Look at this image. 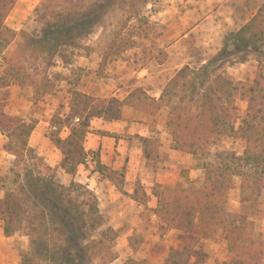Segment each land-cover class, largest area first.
<instances>
[{"label":"trees","instance_id":"obj_1","mask_svg":"<svg viewBox=\"0 0 264 264\" xmlns=\"http://www.w3.org/2000/svg\"><path fill=\"white\" fill-rule=\"evenodd\" d=\"M16 1L0 0V30L4 28L5 19ZM129 1L136 2L54 0L52 8L43 4L41 9H37L42 23L40 38H36L32 44L31 34L25 30L20 31L24 40L5 56L0 87L12 84L31 86L34 89V100H42L46 94L54 91L56 85L47 77L38 79L36 74L29 72L26 67L27 51L34 44L42 51H47L49 57L43 56L47 68L61 48L81 47V40L101 23L114 6L125 9ZM126 27L125 22L104 51L100 73L114 54L128 47L121 37ZM233 36L238 42L264 44V4L259 6L254 16L234 32ZM222 55L223 51H219L213 61L220 60ZM207 68V64L199 70L189 65L183 66L168 81L159 99L151 97L141 87L134 89L123 100L117 97H95L70 89V112L65 116L56 114L52 119L55 129L50 133V138L61 151L59 164L54 168L42 159L32 161L26 167L27 180L21 181V174L15 172L11 186L0 198L4 235L12 237L24 229L30 238L29 249L22 253L19 264H94L95 258L99 256L104 264H109L117 258V253L110 249L106 252L107 257L104 251L99 255L92 252L97 246L93 234L104 227L105 218L96 193L86 184L76 181L75 176L79 168L87 164L88 156L92 153L91 161L95 171L103 179L112 182L118 191L136 202H148L149 196L140 181L133 193H128L124 189V170L105 165L99 151L89 153L84 145L90 118L123 119L125 107L149 114L169 107L171 146L174 150L194 157L206 155L208 143L217 136H240L245 141L241 155L225 151L217 154L215 162H199L204 178L200 189L179 184L173 190H154V196L158 200L154 209L157 217L166 227L182 231L186 235L183 246L171 249L164 264L191 263L200 241V236L195 233L197 220L203 227L221 230L228 249L224 264L264 263V236L256 235L253 221L247 215L227 209V196L234 186L235 177L241 179L243 188L249 189L256 199L264 201V64L262 60L259 61L254 76L245 80H235L221 69L210 72ZM200 74L202 79L198 80ZM191 75L195 77L189 94L192 97L196 94L201 96L197 108L185 96L176 92L174 98H167L168 93L176 89L187 91L184 82ZM237 100L247 102V108L242 114H239ZM4 109L5 104L0 102V132L8 137L6 149L16 156L18 165L26 161L27 152H34L29 148V138L36 122H27L19 116L9 115ZM76 118L79 119L78 122L75 121ZM237 120H240L239 129L233 125ZM64 128L69 129V134L63 138L61 131ZM141 141L144 145V157L154 166L158 153L153 148L152 139L141 137ZM57 169L73 177L69 184L59 181L55 173ZM182 173V177L188 179V171L184 170ZM2 188L0 181V190ZM103 234L111 236H108L110 243L117 237L113 228H107ZM137 244L134 249L138 248ZM122 264L146 263L130 257Z\"/></svg>","mask_w":264,"mask_h":264},{"label":"rangeland","instance_id":"obj_2","mask_svg":"<svg viewBox=\"0 0 264 264\" xmlns=\"http://www.w3.org/2000/svg\"><path fill=\"white\" fill-rule=\"evenodd\" d=\"M53 1H16L14 8L5 19L4 28L0 30V76L5 66V56L13 52L24 40L20 33L21 30L31 34L32 44L36 38H40L42 23L39 21L37 9H41L43 4L52 8ZM127 4L125 9L114 6L101 23L81 40V47L61 48L55 55L51 66L47 68L43 59V56L49 57L47 51H42L35 44L27 51L26 67L29 68V72L36 74L38 79L47 77L51 83L56 85L54 91L46 94L41 100L44 103L51 101L53 106L43 103L38 105L35 102L37 110L35 107L26 113L25 108L30 103L27 99L21 103L20 107L25 109V116L21 115L27 122L37 123L38 119L34 114H38L39 119H44L48 123L43 133L34 137L33 145L29 146L34 151V154L32 153L34 157L27 152L26 161L18 165L16 156L6 149L8 137L0 132V181L3 185L0 198L11 186L15 172L21 174L20 180L24 182L27 180L25 175L27 165L38 159L48 164L46 154L57 148L50 138V133L55 129L52 126V119L56 114L64 115L65 107L70 104L69 89H59L63 84L61 81L65 76V68H69V64L78 66L77 62L84 63L85 59L81 57H87L90 52L95 51L98 55L105 51L115 33L122 28L125 22L127 27L122 31L121 37L128 47L111 57L106 67V77L117 82V85L121 84L122 80L126 85V91L137 86L143 88L147 86L152 90L162 89L185 65L199 70L207 64L210 72L221 69L235 80H245L254 76L259 61L262 60L264 64V44L238 42L233 36L234 32L254 16L259 6L264 4V0H194V2L191 0H136V2L129 1ZM194 6L201 8L199 11H194L191 9ZM219 51H223L221 59L213 61V57ZM195 75H191L184 82L187 91L176 89L168 93L167 98L172 99L178 93L180 96H185L186 100L197 108L200 105L201 96L199 94L193 97L190 95L191 83ZM72 77L73 80L77 79L76 74ZM201 79L202 74L198 80ZM11 87V85L0 87V102L5 104L4 110L9 115H12L11 110L16 105L15 100L19 97L28 98L34 92V89L28 86L11 92ZM59 90L63 92L59 93ZM65 90L67 92H64ZM236 105L239 108V114L247 108V102L243 100H237ZM169 111L167 107L157 114H140L127 108L125 124L121 122L120 126L119 124L118 126L111 125L113 131L110 134L111 137L121 139L120 141L125 145L128 143L130 151L123 159L125 164L130 161L132 150L136 152V156L141 157L144 148L141 137L148 136L152 139L153 148L158 153L154 169L160 171L159 181L156 182L155 177L144 183L141 180L138 181L141 182L146 193L151 192L153 195L154 190L163 188L164 183L166 189H173L179 182L184 187L191 185L195 189H200L204 178L202 169L198 165L199 162L203 160L215 162L217 154L225 151H234L241 155L245 148V141L240 136L221 135L208 143L207 154L199 158L174 150L171 146L172 136L168 126ZM233 125L239 129L240 120L234 122ZM62 135L65 136V133ZM53 155L52 153L51 156ZM91 158L92 153L88 156L89 160ZM141 158L144 160L143 156ZM94 167L91 161L81 166L75 180L86 184L100 198L99 205L105 218V225L93 234L97 243V246L92 249L95 255H99L102 251L106 253L110 249L117 253V258L109 264H122L130 257L139 258V260L145 258L146 261L148 260L146 258L150 256H146L147 254L161 259L168 255L171 249L183 246L185 233L179 230L170 232L174 229L166 227L155 216L156 207L154 206L157 204L155 196L149 197L146 204L136 202L119 192L112 182L106 180L104 183L100 174H94ZM184 170L188 171V179L183 177V180H179ZM55 173L62 183H70V174L60 169H57ZM87 179L92 180L93 183L96 181L98 185H90ZM240 180L239 177L234 178V186L227 196V209L247 215L253 221L256 235L264 236V201L256 199L249 189H244ZM136 181L124 184V189L128 193H133L138 182ZM107 228H113L117 232V237L112 243L108 239L111 236L103 234ZM195 233L200 236L198 243L200 247L195 248L190 264H205L207 261L208 264H222L227 257V244L222 237L221 230L203 227L197 220ZM136 243L139 249H134ZM29 245L30 238L24 229L12 237L4 235L0 215V264H19L22 253L29 249ZM94 264H104V260L99 256L95 258Z\"/></svg>","mask_w":264,"mask_h":264},{"label":"crops","instance_id":"obj_3","mask_svg":"<svg viewBox=\"0 0 264 264\" xmlns=\"http://www.w3.org/2000/svg\"><path fill=\"white\" fill-rule=\"evenodd\" d=\"M191 1L194 2V0H191ZM199 1H201V0H199ZM201 7H203L202 4H201ZM201 7H195L194 6L193 8L191 7V9H193L194 11L195 10L199 11V9ZM195 24H198V22H195ZM103 53H104V51L97 55L95 51L90 52L87 57H84V56L81 57V58L85 59L84 63L77 62L78 66H75L74 64H69V68L68 67L65 68V71H66L65 72V76H64V79L61 81L63 84H61L59 89L60 88L61 89H63V88H65V89L68 88L69 89L68 92L70 94V96H69L70 101H71V93H70V89L71 88L70 87H72L74 89H77L79 91H82V92H84L86 94L95 96V97H101V98H104V97H117V98H119L121 100L125 99L134 89H136L138 87L143 88L142 86H137L135 88H132V89H129L128 91H126V88H125L126 85L123 83L122 80H121V84L119 83L121 86H119V84L117 85V82L112 81L110 78L106 77V74H107V70L106 69L107 68H105L104 71L102 73H100L99 70H100V64H101V61H102V58H103ZM109 60H108V62H109ZM73 67H75V69ZM75 74L77 76V79L73 80L74 78L72 77V75L74 76ZM71 81H73V83ZM64 83H65V85H64ZM11 86H12L11 87V92L12 91L14 92L16 89L19 90L20 88L23 87V86H20L18 84H12ZM28 87H31V86H28ZM164 88H165V86L162 89H153L152 90L151 88L145 86V88H143V89L151 97L159 99V97L161 96L162 91H163ZM55 92L58 93V91H55ZM62 92L63 91L59 90V93H62ZM64 92H67V91L65 90ZM33 96H34V92L28 98L19 97L17 100H15V104L16 105L11 110V114L13 116H19V117L23 118V116L21 114L24 115L25 109H27L26 113H28L30 111V109L35 108L36 107L34 105L35 102H37L38 105L40 103H43L44 105H49L51 107L53 106V104H51V101L49 103H46V102L44 103L41 100L36 101V100H34ZM26 99H27V101L30 104L27 106V108L23 109L20 106H21L22 102L26 101ZM11 104H13V103H11ZM37 108L38 107H36V110H37ZM127 108L131 109L135 113L149 114V113H145L143 111L137 110V109H133L131 107H125L124 108V113H123V119L106 120L104 118H96V117L90 118L88 120L89 132L87 133V136L85 138V143H84L85 149L89 153H91L93 151H99L100 152L101 161L105 165H107V166H109V167H111L113 169H116V170H124V172H125V184H128V183L130 184V183H132L133 180H135V181L136 180L137 181L141 180V182L144 183L148 179H152L153 180L154 177L156 178V182H158L159 181L158 179H159V175H160L159 172L160 171L159 170L155 171L154 166L147 162L146 158L144 157L143 151H142V153L139 152V154L141 153L140 156L141 157L143 156L144 160H143V158L139 157L138 155H137L138 158L136 159V157H137L136 154H135L136 152L134 153V150H132L133 152L131 151L130 161L125 164L123 159L125 158L127 153L130 151L128 149V147H129L128 143H126V145H125V144H123L122 141H120L121 139L117 140L115 137H111V135H110V134L113 133V131L111 130V125L112 126H118V124H119V126H120V125H122L121 122H123L125 124V122H126L125 121V117H126L125 112H126ZM163 108H167V107H163ZM163 108H161L157 113L162 112ZM69 112H70V104L67 105V107H65L64 115L63 114L62 115L60 114V115L61 116H65ZM157 113H155V114H157ZM34 116H35L36 119H38V122L36 123V127L33 130L32 134H31V136L29 138V146L30 147H31V144H32V141H33L34 137H36L37 135L43 133L45 125L48 123L44 119H39L38 114H34ZM168 119H169V115H168ZM63 133H65V136L62 135ZM68 134H69V129L68 128H64L61 131V137H63V138L68 136ZM144 137H148V136H144ZM54 150L55 151H52L51 153H48V154L45 153V154H46L47 163L50 166L55 168L59 164V162H60V160L62 158V154H61V151L58 148H54ZM52 153L54 154L53 156H51ZM90 161L91 160L88 159L87 162H90ZM124 164H125V167H124ZM94 174L96 175V174H99V173L95 171ZM72 178L73 177L70 175L69 176L70 181L72 180ZM181 178L179 180H183V177H181ZM106 180L107 179H103V182L105 183ZM88 182H90V185H95V186L98 185L96 181H95V183H93L92 180H90V179L88 180ZM179 184H180V182L177 185H179ZM162 185H163V188H165L164 186L166 184L164 183ZM177 185H175L174 188ZM173 189H170V190H173ZM147 193H148L149 197H153L154 196L153 194H151V192H147ZM98 199L100 200L99 196H98ZM99 207H100V205H99ZM154 207H157V204ZM101 213H102V211H101ZM155 216L157 217L156 214H155ZM173 231H177V230L176 229L170 230V232H173ZM226 244H227V242H226ZM199 247L197 245L196 248L198 249ZM151 255L152 254H147L146 255V256H149V258H146L148 260L145 261V258L142 259V260H144L146 264H164L165 260H166V258L168 256V255H165L161 259H156L154 256L152 257ZM227 257H228V249H227ZM227 257H226V259H227ZM135 259L139 260V258H135ZM226 259L222 262V264H224ZM205 264H208V261Z\"/></svg>","mask_w":264,"mask_h":264},{"label":"built area","instance_id":"obj_4","mask_svg":"<svg viewBox=\"0 0 264 264\" xmlns=\"http://www.w3.org/2000/svg\"><path fill=\"white\" fill-rule=\"evenodd\" d=\"M76 122H78L79 121V119L78 118H76V120H75Z\"/></svg>","mask_w":264,"mask_h":264}]
</instances>
